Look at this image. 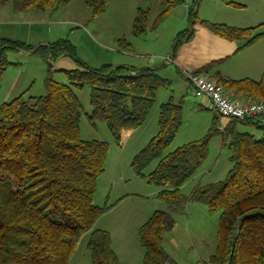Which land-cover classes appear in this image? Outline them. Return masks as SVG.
I'll list each match as a JSON object with an SVG mask.
<instances>
[{
    "label": "trees",
    "instance_id": "16d2710c",
    "mask_svg": "<svg viewBox=\"0 0 264 264\" xmlns=\"http://www.w3.org/2000/svg\"><path fill=\"white\" fill-rule=\"evenodd\" d=\"M68 0H24L20 6L46 9ZM93 17L102 14L109 0H83ZM164 16L175 0H156ZM194 14L190 10L188 15ZM147 10L138 9L132 24L134 35L145 32ZM178 32L172 52L191 36L198 24L214 35L237 41L238 48L264 37V22L255 27H235L208 20H191ZM260 29V30H258ZM122 46L131 48L122 40ZM24 48L18 42L0 39L4 47ZM44 58L62 55L76 58L68 39L38 46ZM209 63L193 71L202 75ZM3 67H0V72ZM66 83L47 73L45 92L24 97L19 94L0 103V264H66L80 237L88 232L86 248L91 264H121L111 248L109 233L93 228L97 217L111 204L98 206L93 195L103 173L108 144L83 140L79 135L82 105L74 89L90 88V122L106 124L116 142L125 130L142 125L157 96L168 82L155 67H125L103 64L97 68L61 69ZM216 83L244 100L264 103V69L258 80L229 79L214 73ZM180 105L168 100L159 107L157 133L133 157L131 168L149 184L159 187L158 196L168 203L187 199L220 211L216 248L211 264H264V119L225 118L221 128L215 115L208 133L163 154L181 124ZM252 126L255 132L241 130ZM221 133L229 149V169L217 182L197 185L185 198L180 187L202 165L211 136ZM157 159L153 170L144 169ZM174 219L169 212L155 210L139 226L143 249L141 264H162L168 256L162 247L163 233Z\"/></svg>",
    "mask_w": 264,
    "mask_h": 264
},
{
    "label": "rangeland",
    "instance_id": "374dc122",
    "mask_svg": "<svg viewBox=\"0 0 264 264\" xmlns=\"http://www.w3.org/2000/svg\"><path fill=\"white\" fill-rule=\"evenodd\" d=\"M58 5L60 7L55 12L50 11L57 5L45 9V13H50L54 20L48 26L49 34L76 44L78 52L97 67L108 63L96 61L100 55L126 57L124 53L129 57H137L131 61L135 67L142 64L141 58L146 54L154 56L157 64L162 63L165 56L157 55L158 52L167 54L170 51L177 33L191 25L190 19L242 28L255 27L264 22V0H175L171 9L162 17H159L162 6L156 0H109L105 11L96 17L92 16L83 0H68V4ZM138 9L148 12L146 29L144 33L134 35L132 24ZM190 10L194 14L188 15ZM70 16L80 21L78 25L68 21ZM261 39L260 45L264 46V37ZM122 40L129 42L131 48L122 46ZM8 45L0 49V67H3L0 72V103L10 101L20 93L24 97L44 94V80L48 72L53 80L66 83L67 77L61 68H80L69 56L58 62L57 58H44L41 52ZM173 73L172 83L158 88L156 99L142 125L122 131L119 142L114 140L105 123L88 120L87 114L91 113L90 88L85 85L74 89L82 105L80 138L108 144L104 171L97 179L93 203L101 206L105 202L111 204L123 198L110 212L99 215L93 226L108 228L111 248L116 250L119 261L122 259L124 264L141 263L143 249L139 243L138 228L155 210L169 212L174 219L172 228L162 236V247L168 256V260L162 264L208 262L216 248L220 211H210L205 204L187 199L180 203H168L158 196L159 187L147 183L131 168L133 157L157 133L160 103L171 100L181 107V124L163 154L189 141L200 139L208 133L214 120L216 113L210 108L200 107L195 96L185 94L184 79L177 72ZM217 120V126L221 128L225 117H218ZM240 129L255 132L248 125ZM229 153L221 133L211 136L202 165L180 187L184 197L197 185L222 180L230 166ZM156 164L157 159L152 160L144 169V174L153 170ZM138 210L142 212L140 217ZM106 222L108 225H104ZM87 239L88 232L80 237L66 264H91L86 248Z\"/></svg>",
    "mask_w": 264,
    "mask_h": 264
},
{
    "label": "crops",
    "instance_id": "0c3cea01",
    "mask_svg": "<svg viewBox=\"0 0 264 264\" xmlns=\"http://www.w3.org/2000/svg\"><path fill=\"white\" fill-rule=\"evenodd\" d=\"M20 1L22 2L24 0ZM64 4H68V1ZM59 7L60 6L57 5L54 9H51L52 11L50 12L58 11ZM50 16V13H45V9L25 8L20 6V2H16V0H12L10 2L8 0H0V39L9 42L21 43L24 47H32L31 50H35L38 46L48 45L49 43L59 39H65L62 37L57 38V36H55L54 34H49L48 26L50 23H54V20H52ZM63 19L64 18H61V20ZM68 19V21H71L70 23L76 25H78V23L80 22L79 20L71 16ZM49 39H52V41ZM261 40L262 39L252 43L249 46L238 48L239 43L237 41H229L223 39L217 35L212 34L204 27L195 24L193 25L191 36L188 39H184L173 52L172 48L167 54L158 52L157 55H160L161 57L165 56L166 58L170 56L169 61H166L164 58L162 63L157 64L158 61L154 58V56L146 54L144 58H141L142 56H140L142 64L135 67L131 64V61H133L134 58L137 57H129L127 53H124L126 57H117L114 55L104 57L103 55H100L99 59H97L96 61H99L100 63L108 62L104 64L112 63L111 65L113 66L119 65L133 68L145 66L155 67L157 68L158 74L167 80L168 83L166 85L172 83L174 78L173 71L177 72L184 79V93L189 94L190 96H194L192 93V88L187 81L184 72H193L209 63H212V67L202 75L211 81H216L214 74L216 71L224 78H249L252 80H258L264 69V46L260 45ZM72 44L75 47L76 55V58L74 59L69 57L72 61H74L80 67L81 65H85L88 67L97 68L94 63L89 62V60H87L78 52L76 44ZM66 56L67 55L59 56L57 58V61L59 62L61 59L66 58ZM65 63L68 65L67 62ZM225 92L227 94H231L227 90H225ZM231 97L236 98L239 101L244 100L243 97H241V95L239 94L233 95ZM162 103L159 104V107ZM199 106L202 108H209L208 106H204L200 102V100ZM122 200L123 198H118V200L112 202L110 208L106 212H110V210L113 209L114 206H116V204L120 203ZM138 211L140 212V210ZM140 214H142V212L139 213V217ZM104 225H108L107 222L104 223ZM93 228L109 231L108 228L102 227L100 225H95V227L93 226ZM113 250L116 253V250ZM116 254L117 256H119L118 253ZM69 261L70 258L68 259L67 263ZM120 261L122 262V264H124L122 259Z\"/></svg>",
    "mask_w": 264,
    "mask_h": 264
},
{
    "label": "built area",
    "instance_id": "2783aa9c",
    "mask_svg": "<svg viewBox=\"0 0 264 264\" xmlns=\"http://www.w3.org/2000/svg\"><path fill=\"white\" fill-rule=\"evenodd\" d=\"M170 60V56L165 58ZM192 93L204 106H208L216 114L225 118L264 119V103L257 100L239 101L227 94L224 88L203 75L192 71L184 72ZM201 264H211L203 262Z\"/></svg>",
    "mask_w": 264,
    "mask_h": 264
}]
</instances>
